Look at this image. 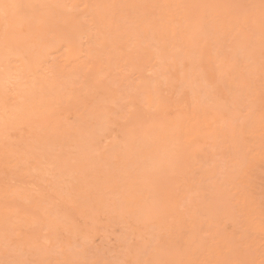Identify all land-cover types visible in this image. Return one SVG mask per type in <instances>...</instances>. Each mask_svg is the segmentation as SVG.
Masks as SVG:
<instances>
[{
  "label": "rangeland",
  "instance_id": "374dc122",
  "mask_svg": "<svg viewBox=\"0 0 264 264\" xmlns=\"http://www.w3.org/2000/svg\"><path fill=\"white\" fill-rule=\"evenodd\" d=\"M0 264H264V0H0Z\"/></svg>",
  "mask_w": 264,
  "mask_h": 264
}]
</instances>
